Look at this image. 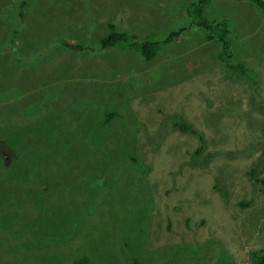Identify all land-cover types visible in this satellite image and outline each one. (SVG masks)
<instances>
[{
  "label": "rangeland",
  "instance_id": "374dc122",
  "mask_svg": "<svg viewBox=\"0 0 264 264\" xmlns=\"http://www.w3.org/2000/svg\"><path fill=\"white\" fill-rule=\"evenodd\" d=\"M196 1L38 0L37 14L42 20L36 22L35 27L41 35L33 38V29L28 30L26 25L36 20V5L27 8L26 2L31 3L30 0H0V13L11 12L17 17L12 30L9 24L0 21V28L7 27L2 35L5 37L3 43L6 42L4 52L10 53L8 59H0V68L7 63L13 67L20 57L19 43L22 41L42 40L26 50L37 51L43 58L40 70L22 74V70L12 69L15 83L6 84L0 119L2 114L8 120L10 117L20 120L21 112L5 114L2 107L13 101L6 97L17 95L19 83L34 92L46 79L48 89L55 81L53 64L68 61L73 67L80 65L83 70L82 58L90 68L95 62L100 67L112 63L120 71L113 78L103 79L99 88L88 87V91L92 102L101 99L102 92L110 91L108 100L120 104L123 114L129 112L136 119L139 130L135 132L132 150L140 160L134 166V183H130L128 189L134 186L127 192L140 200L134 208L127 204L123 209L129 201L122 196L115 199L117 205L112 209L105 205L106 191L99 187L97 180L111 174L113 185L119 188L124 176L120 170L110 168L100 172L84 167L79 170L70 167L71 163L59 165L60 170H65L59 178L68 185L55 190L58 202L69 201L70 204H65L70 209L40 220L33 233L24 231L23 234L24 213L19 204L8 207L0 202V250L6 251L3 264H72L82 257L90 258L91 264H104L101 251L121 253L122 264H129L133 259L142 264H183L179 258L171 261L175 256L170 248H178L177 253L182 255L189 252L188 248H197L192 253L194 262L190 264H252L251 253L264 249V14L252 0H207L195 9L193 16L187 17L188 5ZM202 17L206 22L229 24L234 53L231 64L242 65L248 76L219 62L218 42L207 41L203 35L205 30L200 27L187 28L180 37L165 41L171 32L192 22L194 25ZM110 23H114L118 31L128 33L131 40L121 42L118 47L85 51L87 53L60 48L63 38L96 45L101 37L111 32ZM24 29L26 33L20 39L19 33ZM7 31L9 36L13 34V39L8 41ZM140 37L162 43L151 62H145L133 47L132 50L126 48L129 46L126 43L133 44ZM10 41L13 43L8 45ZM55 47L61 49L57 57L48 58L47 53H53ZM103 57L109 59L99 61ZM21 58L27 59L23 54ZM66 68L62 65V73L67 72ZM2 80L4 78H0ZM84 80L88 86L99 85L95 78ZM163 81L166 83L162 84ZM131 82L145 85L137 94L126 96ZM51 88L33 111L39 120L51 115L46 110L50 95L55 92L69 95L72 104H80L83 109L79 95L69 94L68 89L59 92ZM14 99H19L18 95ZM108 100L102 105L109 103ZM126 103L129 109L123 107ZM175 115L200 130L202 140L190 134L168 131L170 126L163 129V123L167 124ZM52 116L62 117V113ZM2 126L0 122V173L4 174L7 170L2 167L11 166L17 151L7 144ZM118 139L112 141L114 150L120 149L116 140L122 145L126 143L125 139ZM59 146L58 142L54 150ZM200 148L204 151L197 154ZM59 159L56 157L57 162ZM140 176L145 179L142 188H149L150 201L146 191L138 187ZM0 179L4 186L0 184V195L14 192L5 189L8 183L2 176ZM90 183L95 189L88 187ZM77 184L89 190L76 188ZM24 189L17 192L21 205L29 198ZM87 197L93 198L97 207L94 215H86L83 220L74 213L77 207L80 211H88L83 205ZM144 204L152 215L148 230L139 224V218L145 217L140 210ZM111 210L113 217L109 216ZM133 211L143 216L127 218ZM29 216L33 220L37 212ZM68 221L67 230L79 228L80 232L72 234L68 230L70 236L63 241L60 234H65L63 228L66 227L60 225L66 226ZM184 246L188 248L181 250ZM203 252L207 253L205 257Z\"/></svg>",
  "mask_w": 264,
  "mask_h": 264
},
{
  "label": "trees",
  "instance_id": "16d2710c",
  "mask_svg": "<svg viewBox=\"0 0 264 264\" xmlns=\"http://www.w3.org/2000/svg\"><path fill=\"white\" fill-rule=\"evenodd\" d=\"M30 1L31 3L26 2V5L27 8H35L36 5V20L28 23L26 26L28 30L33 29L34 38L35 36L41 35L39 33V29L35 27V23L40 22L42 19L39 20L40 17L37 14L38 0ZM52 2L56 3V1ZM206 2L207 0H198L195 3L189 4L186 10L188 14L187 17L193 16L195 9L201 7ZM252 2L255 3L264 14V0H252ZM21 5H23V3H21L19 7H21ZM43 8L45 10V7ZM46 12H49V10ZM0 21H4L9 24L10 30H12L17 21V17L13 16L11 12H4L0 13ZM109 26L111 32L108 35L101 37L100 43L96 45L78 43L77 41H71L63 38L60 40V48H64L67 51L71 50L73 52L79 51L87 53L85 51L95 52L118 47L121 46V42L131 40V36H129L126 32L118 31L114 23H110ZM193 26L204 29L205 31H203V34L207 36L206 38L208 40L218 42V60L222 65L235 72L238 71L240 74L242 73L243 76H248V71L243 69L242 65L235 66L231 64L234 53L230 37L231 32L229 31L230 26L227 22L211 23L206 22L202 17L197 23H194V25L192 22L185 28L171 32L165 41L168 42L180 37L187 30V28L192 29ZM6 30L7 27L4 25L0 28V59L3 58L5 60L10 57V53H5L3 47L6 42L3 43L5 37L2 35ZM7 33L8 31L5 33L8 37L7 41L13 39V34H10L9 36ZM25 33L26 29L19 33V38L21 39ZM12 43L13 42L10 41L8 45H11ZM36 43H42V40H37L33 43H23V41L22 43H19L20 57L18 55L19 59L13 64V67L11 64L7 63L5 67L0 68V78H4V80L0 81V105H2L3 99H5V91H7L6 84L8 82L9 84L14 82L15 77L12 73L13 68L22 70V74H27L34 70L41 69L40 64L41 59H43L41 54L37 51L34 52V50H26ZM126 44H129L126 48L132 50L131 47H133L136 49V52H138L141 58L148 63L154 60L162 43L150 38L140 37L138 41H134L133 44ZM61 49L55 47L53 49V53L52 51L47 53L48 58H56L57 53L60 52ZM21 54L27 57V59L21 58ZM103 59L105 62L109 58L103 57L100 58L99 61H102ZM24 60L27 61L24 63ZM66 62L60 61L59 64L52 65L56 76L54 77V84L52 86L48 85V89L45 84L47 82L46 79H44V82L34 92L28 90L26 86L19 83L20 89L17 93L19 99H14L17 95L6 97L7 100L12 99L13 101L10 105L2 107V109L6 110L5 114H11L16 111L22 113L20 120H17L14 117H10L8 120L1 114L0 122L3 125L2 135H5L7 144L12 146L11 148L13 150L17 151V153L14 151L17 158L12 162L10 167H2L4 170H7L4 174L0 173V177L2 176L4 181L8 183V187H5V189L14 192H4V195H0V202H3V204L8 207L12 204L13 206L19 204L20 209L23 208V234L24 231L32 233L36 231L40 220H46L51 216L61 215L70 209V207L65 204V202L68 204H70V202L67 200L58 202L59 197L55 192L57 188L68 185L65 181H61L59 178L62 177L61 175H63V173H65L64 169H59V165H67L71 163L69 166L72 168L76 167L79 170L83 169V167L89 169L94 168L98 171L100 170V172L106 169L116 168L124 174L122 183H118L120 185L119 188H115L113 185L115 182L111 174H107L105 177L98 178L97 180L98 183H100L99 187L101 186L105 188L106 191L107 201L105 205L112 209L114 205H117L115 199L120 196H122V199H127L129 201L123 205V209L127 204H131L132 208L139 205L138 202L140 200L137 196L127 194V192L134 186L133 185L130 189H128L130 183H134L132 177L133 174H135L134 166H137L136 162H140L138 155H135L132 150L136 139L135 132L139 130L136 125L137 121L135 118L130 116L129 112L127 114H123L121 108L119 107L121 106L120 104L113 103L108 100L110 91L102 92L101 99H97L95 102H92L93 99L88 91V87L99 88L103 79H107V77L113 78L116 72L120 71V69L117 67L115 68V65L112 63H105L103 67H100L97 66L96 62L94 63V66L90 68L83 58L81 61L83 70L80 68V65L73 67L70 62ZM62 65L67 66L66 73H62ZM86 77L95 78L99 85H86L84 80ZM161 83L165 84L166 82L163 81ZM144 85L145 84L143 82L138 84H133L131 82L127 86L125 93L126 96H133L137 94L139 89ZM50 87H53L50 89L51 91L63 92L68 89L67 91L69 94L79 95L83 109H80V104H72L71 97L69 95L55 92L50 95V105L46 110L47 114L51 115H48L47 117L43 116L39 120L33 111H35L44 100ZM59 87L65 88L60 89ZM105 99L108 100L109 103H105L103 106L102 104ZM123 107L127 109L130 108L128 103H126ZM56 112L62 113V117H53L52 114ZM32 119H36L37 122L31 123L30 120ZM170 119V122L167 124L163 123V129L170 126L167 128L168 131L190 134L191 136L202 140L201 131L195 129L192 124L183 117L175 115ZM116 136H119V139L123 138L126 140V143L123 145L116 140L115 144L117 143V145H119V150H114L111 147L113 143L112 141L115 138L118 139ZM58 142L60 146L58 149L54 150ZM135 146H138V144H135ZM56 151L58 152V155L54 154ZM203 151L204 148H200L197 150V154H200ZM129 154L131 155V158L129 157ZM56 157H60L58 162ZM49 159H53V161H50ZM55 180L59 183L55 182ZM139 180V189L141 191H146V193L144 191L143 192L145 193L147 200L150 201L149 188H142L143 185H145L142 183L145 179L140 176ZM0 184L3 186L1 179ZM23 187H25L24 193L29 198H25L22 201L24 205H21V199L17 197V192ZM75 187L83 190H89V188L95 189V185L92 183L88 185L89 188L87 186H81V184H77ZM83 205L87 207L86 209L88 211H80L77 207L76 210L78 211L74 214L79 215L84 220L86 215H94L93 210L97 206L94 205V199L91 197L84 198ZM140 210L145 213V217L142 219L139 218L141 221L139 224L148 230V225L152 222V215L147 208V204H144ZM31 212H37V216L33 220H31V217L29 216ZM141 212L133 211L128 217L126 214V217L129 219L138 217V215L142 217L143 215ZM109 216H114V212L112 210L109 211ZM67 225L69 227V221L66 223V226L64 223L60 225L66 227L63 228L65 234H60V237L64 238L63 241L68 239L70 236V233L67 234L68 230L71 231L72 234L80 232L79 228H69L67 230ZM44 231L48 235H51L50 231L46 229H44ZM98 237L99 234L94 236V239H97ZM122 241H124L123 238ZM125 244L126 246H129V243L126 242ZM187 248V246H184L181 250H186ZM196 249L197 248H188L187 250L189 252L186 255H182L177 253L178 248H170L171 253L175 256V258L171 261L179 258L180 262L183 264H190L194 262L192 253ZM5 252V250H0V264H3L5 261ZM206 254V252H203L202 256L205 257ZM100 256L103 257L104 264H122L121 253H108L106 251H101ZM251 262L252 264H264V249L253 251L251 253ZM72 264H91V260L88 257L77 258L72 262ZM129 264H142V261L133 259Z\"/></svg>",
  "mask_w": 264,
  "mask_h": 264
},
{
  "label": "crops",
  "instance_id": "0c3cea01",
  "mask_svg": "<svg viewBox=\"0 0 264 264\" xmlns=\"http://www.w3.org/2000/svg\"><path fill=\"white\" fill-rule=\"evenodd\" d=\"M230 32H231V31H230ZM203 35H204V34H203ZM230 35H231V34H230ZM204 36H205V35H204ZM206 37H207V36H205V38H206ZM206 40L209 41V42H211V40H208L207 38H206ZM212 42H213V41H212Z\"/></svg>",
  "mask_w": 264,
  "mask_h": 264
}]
</instances>
